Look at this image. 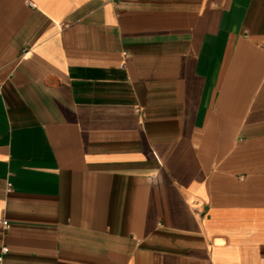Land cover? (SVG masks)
<instances>
[{"label":"crops","instance_id":"0c3cea01","mask_svg":"<svg viewBox=\"0 0 264 264\" xmlns=\"http://www.w3.org/2000/svg\"><path fill=\"white\" fill-rule=\"evenodd\" d=\"M0 264H264V0H0Z\"/></svg>","mask_w":264,"mask_h":264},{"label":"built area","instance_id":"2783aa9c","mask_svg":"<svg viewBox=\"0 0 264 264\" xmlns=\"http://www.w3.org/2000/svg\"><path fill=\"white\" fill-rule=\"evenodd\" d=\"M10 186V185H9ZM3 225L7 227L9 225L8 221H3ZM3 252H6V248H3Z\"/></svg>","mask_w":264,"mask_h":264}]
</instances>
